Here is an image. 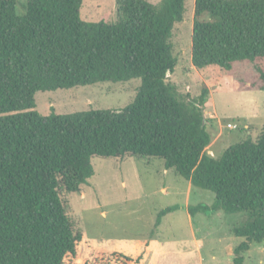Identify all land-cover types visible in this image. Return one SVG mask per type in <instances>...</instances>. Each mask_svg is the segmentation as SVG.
Segmentation results:
<instances>
[{"label":"trees","instance_id":"obj_1","mask_svg":"<svg viewBox=\"0 0 264 264\" xmlns=\"http://www.w3.org/2000/svg\"><path fill=\"white\" fill-rule=\"evenodd\" d=\"M0 0V264H97L84 254L59 189L78 191L94 174L91 157H154L166 169L211 190L214 202L197 212L240 213L232 232L242 238L233 264L264 241V131L206 152L207 89L185 98L167 80L176 59L170 38L185 0H116L114 21H85L82 0ZM207 14L208 19H200ZM264 57V0H194L191 63L230 69ZM264 89V71H259ZM140 78L120 110L37 112L34 93L102 81ZM178 208L157 212L162 217ZM102 250V249H101ZM105 252V250H102ZM142 255L107 252L98 264H137Z\"/></svg>","mask_w":264,"mask_h":264},{"label":"rangeland","instance_id":"obj_2","mask_svg":"<svg viewBox=\"0 0 264 264\" xmlns=\"http://www.w3.org/2000/svg\"><path fill=\"white\" fill-rule=\"evenodd\" d=\"M25 1L17 0L18 15L25 13ZM148 1L156 4L160 0ZM185 7L183 20L174 24L170 38L176 63L167 80L174 82L185 98L198 97L207 89L204 114L212 139L206 152L217 158L230 145L247 137L255 140L264 131V89L259 87L258 74L264 71V57L235 61L230 69L193 66L194 0H185ZM79 15L85 21H114L116 0H82ZM200 19H208L207 14ZM139 86L140 78H131L39 90L34 93V109L42 115L120 110L133 100ZM91 163L94 174L87 183L75 192L61 188L59 194L74 231L86 238L84 254L95 263L112 249L139 252L142 240L155 235L164 245L152 247L149 264H233V249L242 238L232 229L243 215L219 210L191 216L187 210L188 205L212 204L215 197L211 190L196 187L173 169H166L160 158L93 156ZM171 205L178 208L163 216L153 229L157 212ZM243 264H264V241L251 244Z\"/></svg>","mask_w":264,"mask_h":264},{"label":"crops","instance_id":"obj_3","mask_svg":"<svg viewBox=\"0 0 264 264\" xmlns=\"http://www.w3.org/2000/svg\"><path fill=\"white\" fill-rule=\"evenodd\" d=\"M156 238H157V236L153 235L150 238L143 239L142 243H141V248L138 249L139 252L130 253L129 251L122 250V249L121 250L132 255V256H137V255L141 254L142 258H140V260L137 264H144V262H146V264H149V262H148L149 255L154 250L156 243H157V246L159 248H162V246L164 245V244L159 243L160 240H158ZM163 242H166V241L164 240ZM153 246H154V248L152 249Z\"/></svg>","mask_w":264,"mask_h":264}]
</instances>
